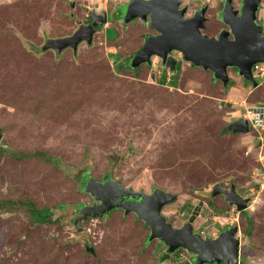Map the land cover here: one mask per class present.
Here are the masks:
<instances>
[{"label": "rangeland", "instance_id": "374dc122", "mask_svg": "<svg viewBox=\"0 0 264 264\" xmlns=\"http://www.w3.org/2000/svg\"><path fill=\"white\" fill-rule=\"evenodd\" d=\"M139 1L0 0V199L60 205L66 214L62 225L33 226L20 211L0 212V264H193L185 249L162 255L164 245L147 242L149 229L133 213L113 209L74 227L75 207L89 204L77 182L86 168L99 181L110 172L136 191L175 193L161 210L174 227L199 204L194 224L203 236L238 224V264H264V146L256 143L260 133L224 130L239 115L250 116L249 107L264 108V64L255 67L256 87L233 70L223 85L182 60L165 73L157 57L137 70L123 67L153 33L141 20L118 22L135 19L131 8ZM199 4L209 5L205 32H217L223 26L215 20L220 0L181 3L189 13ZM114 5L91 44L41 50L47 39L71 35L88 11ZM169 72L177 76L173 84ZM40 152L55 162H45ZM229 180L250 198L240 213L214 196L215 185ZM246 216L253 221L248 234Z\"/></svg>", "mask_w": 264, "mask_h": 264}, {"label": "water", "instance_id": "95a60500", "mask_svg": "<svg viewBox=\"0 0 264 264\" xmlns=\"http://www.w3.org/2000/svg\"><path fill=\"white\" fill-rule=\"evenodd\" d=\"M260 1L243 0L239 13L232 12L229 19H225L232 39L226 37V32L218 39L200 35L203 8L196 11L192 17L185 18L187 6H180L181 0L139 1L135 4L133 14L142 23L148 19L149 26L156 34L147 37L131 56L129 67L133 69L141 63L149 64L150 57L156 56L169 71H174L177 59L171 52L178 51L183 60L212 71L223 83L228 79L227 66L235 65L245 80L257 86L251 74V66L258 61L264 62V30L255 22V12ZM89 13L92 18L91 24L79 25L71 35L47 39L41 50L54 49L59 53L68 46L75 51L78 43L83 40L90 44L95 27L107 22V13L106 11ZM229 128L247 132L248 122L246 119L234 121L228 125ZM1 135L0 129V138ZM218 188L219 194L228 205L234 207L235 211L239 212L248 207V199L240 198L233 186L229 190ZM80 190L89 196L91 202L80 206L75 212L72 224L76 228H79L80 223L87 218H100L110 210L120 208L124 213H133L141 220L149 229L147 240L162 241L168 253L184 247L198 254L194 261L196 264H238L239 240L235 236L236 226L230 227L215 238L201 239L200 229L195 233L191 229V222L198 211L197 206L182 228L172 227L168 223L161 210L164 205L176 199L173 192L158 187L153 188L151 192L136 191L123 186L111 176L99 181L90 175L83 179ZM123 196L130 199L123 201Z\"/></svg>", "mask_w": 264, "mask_h": 264}, {"label": "flooded vegetation", "instance_id": "af4514ba", "mask_svg": "<svg viewBox=\"0 0 264 264\" xmlns=\"http://www.w3.org/2000/svg\"><path fill=\"white\" fill-rule=\"evenodd\" d=\"M233 1L234 0H220V2H221V6H220V8H219V10H217V12H216V17H215V20L216 21H218V22H220L221 24H223V26L222 27H220L218 30H217V32H215V33H213V34H210V33H208V32H205V22H206V20H207V17H206V11L208 10V8H209V5L208 4H202V5H198L196 8H193L192 10H191V12L189 13L188 12V7H187V10H186V12L184 13V17L185 18H189V17H192L194 14H195V12L196 11H199L200 9H204V11H203V14H202V17H203V21L201 22L202 24H201V26L199 27V33H200V35H203V36H206V37H208V38H214V39H218L222 34H223V32H226V37L227 38H229V39H232L233 37H232V34L230 33V28H229V25L227 24V21L225 20V19H229V17H230V15L232 14V12H236V14H238L239 13V11H240V9H241V5H242V2H243V0H237V4L236 5H233ZM261 2H262V0L260 1V5L258 6V8H257V10H256V12H255V22L257 23V25H259V26H261V28H262V30H264V19L263 18H259V16H258V14H259V11H260V9H261V6H262V4H261ZM181 3H182V0H181ZM122 3H120L119 5H121ZM226 4V5H225ZM180 6H183V5H180ZM114 7H117V5H114L113 7H111L112 9H110L109 11H106V13H107V22H110V21H108V19L109 18H111L110 16L111 15H114V13L116 12L115 10H116V8H114ZM230 8V11H228V10H226L225 8ZM84 8H86L87 9V7H84ZM117 9H119V8H117ZM132 10H131V13L133 14L134 13V8H131ZM85 11H88V10H85ZM90 11H88L87 12V15H86V18H85V20L84 21H80V20H77V26H79V25H89V24H91L92 23V18H91V16H90V13H89ZM95 12V11H94ZM128 16H129V14H128ZM127 16V17H128ZM126 18V17H125ZM125 18L122 20H118V22H119V24H121V25H126V24H128V23H130V22H133V21H135V20H139L140 21V19L138 18V17H136L135 19L133 18V19H130L128 22H125L124 20H125ZM111 21H113V19L111 20ZM117 21V20H116ZM141 24H143V25H146L149 29H151V30H153L150 26H149V21H148V19L146 20V22L145 23H142L141 22ZM103 26V24L102 25H100V26H96L95 27V32L99 29V28H101ZM261 32H263V31H261ZM156 34V32H155V30H153V33L152 32H147V35H145L144 36V40H143V43H144V41L146 40V38L147 37H149V36H151V35H155ZM81 42H85L86 43V41H80L78 44H80ZM87 44V43H86ZM87 45H89V44H87ZM68 47H70V46H68ZM68 47H65V48H68ZM65 48H63V49H65ZM71 48V47H70ZM62 49V50H63ZM72 49V48H71ZM54 50V49H53ZM61 50V51H62ZM73 50V49H72ZM55 51V50H54ZM174 52H176V53H179L178 51H172L171 52V54H172V56H174L173 55V53ZM179 58L177 59V65H178V62H179V60H182V61H185V60H183L182 59V57H181V54L179 53ZM153 57H156V56H151L150 57V62H151V59L153 58ZM131 57H127V59H124V66L123 67H127V68H130L129 67V65H127V62H129V59H130ZM158 58V57H157ZM159 59V58H158ZM159 61H160V59H159ZM185 62H187V61H185ZM160 63H161V61H160ZM188 63H190V62H188ZM150 64V63H149ZM162 64V63H161ZM191 64V63H190ZM259 64H264V62H261V61H258V62H255V63H253L252 64V66H251V74H252V77H253V79L255 80V82H256V85H257V81H256V78H258V76H256V73H255V67H257ZM163 65V64H162ZM192 65V64H191ZM194 66V65H193ZM163 67H165L164 65H163ZM199 67H201V66H199ZM137 68L138 67H135V68H133L134 70H137ZM166 68V67H165ZM202 69H204L203 67H201ZM132 69V68H131ZM166 69H168V68H166ZM169 70V69H168ZM204 70H208V69H204ZM230 70H233V72L235 73V75H238L240 78H242V80H245L240 74H239V69H238V67L237 66H235V65H231V66H227V68H226V72H227V76H228V79H227V81L225 82V83H223L222 82V80H220L219 78H217L215 75H214V73L212 72V71H210V70H208V71H210L211 72V75H212V77L214 78V79H218V80H220L221 81V83L223 84V85H225V84H227V82H229V80H230V77H229V75H228V72L230 71ZM255 73V74H254ZM246 81H248V80H246ZM248 83H250L251 85H252V82H250V81H248ZM252 87H256V86H253L252 85ZM257 106V105H256ZM249 110H248V112L250 113V116H248V115H239V117H237V118H235L234 120H232L231 122H229V123H227V125H225V128H224V130L227 132V133H231V134H249L250 132H257V133H260V136L257 138V146H259V147H263L264 146V108L263 107H249L248 108ZM243 119H246L247 120V122H248V131L247 132H242V131H240V130H236V131H234L233 129H228V125L230 124V123H233L234 121H238V120H243ZM104 178V177H103ZM117 180V179H116ZM120 182V181H119ZM234 187V190L236 191V193L239 195V197L240 198H242V199H248V206H249V202H250V198L248 197V196H246L241 190H239L240 189V185L239 184H237V183H235L234 181H231V180H229L228 182H227V185L226 186H221V185H219V184H216L215 185V187H220V188H222V189H226V190H229L231 187ZM142 191V190H141ZM216 195H220V196H222L221 194H219V193H215L214 194V196H216ZM223 197V196H222ZM88 199H89V204H90V202H91V199L88 197ZM130 198L129 197H127V196H123V198H122V200L123 201H126V200H129ZM202 203V202H201ZM165 206V205H164ZM163 206V207H164ZM231 208H233L234 209V207L233 206H231V205H229ZM162 207V208H163ZM198 207V211H199V208H200V204H199V206H197ZM248 208V207H247ZM116 209H120V208H116ZM246 209V208H245ZM245 209H243V210H241V211H239V212H237V213H240V212H242V211H244ZM121 210V209H120ZM194 210V209H193ZM111 211V210H110ZM198 211L196 212V214H195V217L197 216V214H198ZM234 211H235V209H234ZM192 213V212H191ZM104 215H106V214H104ZM103 215V216H104ZM195 217H194V219L192 220V222H191V229H192V232L193 233H195L198 229H200V231H199V236H200V238L201 239H208V238H215L216 236H218L220 233H222V232H224V231H226V230H228L230 227H233V226H236L237 227V231H236V233H235V236L238 238V240H239V245H238V261L240 260V238H239V235H238V231H239V227H238V224H236V223H230V224H227L226 226H225V228L224 229H222V230H220V231H218L217 232V234H215V235H213V236H203V233H204V231H203V229H202V227H197V226H195V224H194V220H195ZM88 219H92V218H88ZM189 219V218H188ZM188 219H187V221H185L184 223H182L180 226H178V227H175V228H182L183 226H185V224L188 222ZM171 225V224H170ZM172 226V225H171ZM172 227H174V226H172ZM148 237V236H147ZM158 240V239H157ZM159 242H161L163 245H165L162 241H160V240H158ZM177 249H185L184 247H179V248H177ZM176 249V250H177ZM187 252H189L191 255H192V258H191V262L193 263V264H196L194 261H195V258H196V256L198 255L197 253H195V252H191V251H188L187 249H185ZM205 264V263H204ZM208 264H214V263H208ZM216 264V263H215ZM220 264H223V263H220Z\"/></svg>", "mask_w": 264, "mask_h": 264}, {"label": "trees", "instance_id": "16d2710c", "mask_svg": "<svg viewBox=\"0 0 264 264\" xmlns=\"http://www.w3.org/2000/svg\"><path fill=\"white\" fill-rule=\"evenodd\" d=\"M142 44H141V46H142ZM163 69H164V73H165V70H166L165 67H163ZM168 75L170 77V83H172V84L175 83L177 76H175L173 73H170V72L168 73ZM166 79H167L166 75L164 74V75H162V77H160L159 80L161 83H163L166 81ZM244 82L248 83V81H246V80H244ZM227 84H228V82H227ZM227 84H225V85H227ZM38 155L45 162H48V163L49 162H52V163L55 162L54 159L51 156H48L46 153L40 152V153H38ZM14 156H16L17 158H23V157L27 156V154H24V155L14 154ZM54 167L59 169L60 165L58 166V163H57V166H54ZM87 170L89 171V168H86L84 171H82L77 178L79 188H80V185L83 181V177L87 175V174H85ZM108 176H110V172H107L103 175L104 178L108 177ZM82 205H84V203L78 204L75 207V211H77V209ZM19 211L25 216L27 221L33 226L34 225L39 226V225H45V224H52V223H58L59 225H62L64 218H65V215H66V214L61 212V206L60 205H57L54 208H51L49 206L38 207L35 205V203L32 200H30L28 198H21V199H15V200L14 199H0V212L13 213V212H19ZM246 217L248 220H246L247 228H246L245 233L248 234V233H250V231L253 227V221L248 216H246ZM86 220H88V218ZM150 241H152V240H150ZM150 241L147 240V242H150ZM164 247H165L166 252L163 253L162 255L169 256L170 253H168L166 245H164ZM161 257H162V260L166 259V257H163V256H161Z\"/></svg>", "mask_w": 264, "mask_h": 264}]
</instances>
